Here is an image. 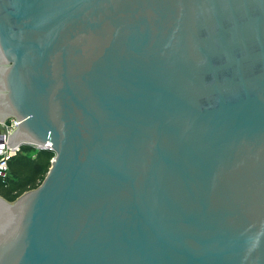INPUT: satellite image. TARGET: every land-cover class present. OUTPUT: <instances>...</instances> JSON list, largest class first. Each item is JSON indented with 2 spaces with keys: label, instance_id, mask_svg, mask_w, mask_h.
Wrapping results in <instances>:
<instances>
[{
  "label": "water",
  "instance_id": "water-1",
  "mask_svg": "<svg viewBox=\"0 0 264 264\" xmlns=\"http://www.w3.org/2000/svg\"><path fill=\"white\" fill-rule=\"evenodd\" d=\"M8 119L0 264H264V0H0Z\"/></svg>",
  "mask_w": 264,
  "mask_h": 264
},
{
  "label": "trees",
  "instance_id": "trees-1",
  "mask_svg": "<svg viewBox=\"0 0 264 264\" xmlns=\"http://www.w3.org/2000/svg\"><path fill=\"white\" fill-rule=\"evenodd\" d=\"M50 150L22 145L8 162L9 175L5 184L0 179V195L13 201L23 192L37 187L44 179L53 157Z\"/></svg>",
  "mask_w": 264,
  "mask_h": 264
},
{
  "label": "built area",
  "instance_id": "built-area-1",
  "mask_svg": "<svg viewBox=\"0 0 264 264\" xmlns=\"http://www.w3.org/2000/svg\"><path fill=\"white\" fill-rule=\"evenodd\" d=\"M16 126L17 122L14 119H8L0 124V179L3 184H5L8 179V162L10 158L20 151V148L10 149L7 147V135Z\"/></svg>",
  "mask_w": 264,
  "mask_h": 264
},
{
  "label": "crops",
  "instance_id": "crops-1",
  "mask_svg": "<svg viewBox=\"0 0 264 264\" xmlns=\"http://www.w3.org/2000/svg\"><path fill=\"white\" fill-rule=\"evenodd\" d=\"M38 149V148H37ZM41 150H48V149H41Z\"/></svg>",
  "mask_w": 264,
  "mask_h": 264
}]
</instances>
